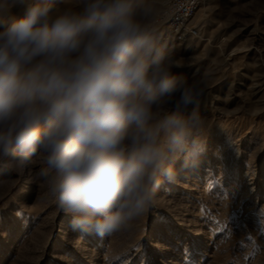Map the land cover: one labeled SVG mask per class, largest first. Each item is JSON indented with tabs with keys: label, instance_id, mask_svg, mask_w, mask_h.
Here are the masks:
<instances>
[{
	"label": "clouds",
	"instance_id": "obj_1",
	"mask_svg": "<svg viewBox=\"0 0 264 264\" xmlns=\"http://www.w3.org/2000/svg\"><path fill=\"white\" fill-rule=\"evenodd\" d=\"M158 15L157 0H0V167L38 159L42 198L83 232L130 231L205 151L207 78L174 72Z\"/></svg>",
	"mask_w": 264,
	"mask_h": 264
},
{
	"label": "rangeland",
	"instance_id": "obj_2",
	"mask_svg": "<svg viewBox=\"0 0 264 264\" xmlns=\"http://www.w3.org/2000/svg\"><path fill=\"white\" fill-rule=\"evenodd\" d=\"M167 2L157 0L155 28L181 64L174 72L207 78L198 99L206 139L198 165L178 162L149 213L130 231L104 237L74 228L70 215L42 198L38 159L0 167V264H86L72 236L93 258L99 251L101 264H168L172 251L178 264H264V0H201L198 36L182 44L164 38ZM24 12L12 9L16 17ZM67 217L64 242L57 231Z\"/></svg>",
	"mask_w": 264,
	"mask_h": 264
},
{
	"label": "built area",
	"instance_id": "obj_3",
	"mask_svg": "<svg viewBox=\"0 0 264 264\" xmlns=\"http://www.w3.org/2000/svg\"><path fill=\"white\" fill-rule=\"evenodd\" d=\"M201 0H168L160 20L164 38L172 43H185L198 36L200 28L194 17Z\"/></svg>",
	"mask_w": 264,
	"mask_h": 264
},
{
	"label": "bare ground",
	"instance_id": "obj_4",
	"mask_svg": "<svg viewBox=\"0 0 264 264\" xmlns=\"http://www.w3.org/2000/svg\"><path fill=\"white\" fill-rule=\"evenodd\" d=\"M197 13V12H196ZM196 15V14H195ZM195 19V17H194ZM69 218L67 217L65 221L62 222V224L60 225V227L58 228V237L61 239L63 237L64 238V242L65 241H69V236L71 234V229H70V223H69ZM202 231H204V229H202ZM72 241L71 244H73V246L75 247V249L77 250H84V255L87 257L86 259V264H101V255L99 253V251H96V258L92 257V251H94L90 246H86V245H82V239L80 236L77 237H73L72 236ZM57 244V241L54 242L53 246H55ZM94 247V246H93ZM170 256L172 258V260L168 263V264H178V259H176V253L175 251L170 252ZM95 254V253H94Z\"/></svg>",
	"mask_w": 264,
	"mask_h": 264
},
{
	"label": "snow or ice",
	"instance_id": "obj_5",
	"mask_svg": "<svg viewBox=\"0 0 264 264\" xmlns=\"http://www.w3.org/2000/svg\"><path fill=\"white\" fill-rule=\"evenodd\" d=\"M261 231L264 232V229H262ZM249 239H251V237H249ZM252 243H253V245H254V249H255V250H258V247L255 246V244H254V241H253Z\"/></svg>",
	"mask_w": 264,
	"mask_h": 264
}]
</instances>
